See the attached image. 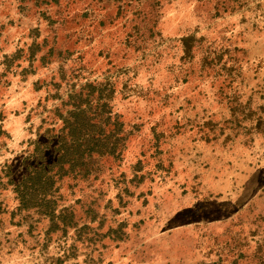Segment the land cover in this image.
Here are the masks:
<instances>
[{"label": "rangeland", "instance_id": "obj_1", "mask_svg": "<svg viewBox=\"0 0 264 264\" xmlns=\"http://www.w3.org/2000/svg\"><path fill=\"white\" fill-rule=\"evenodd\" d=\"M0 264H264V0H0Z\"/></svg>", "mask_w": 264, "mask_h": 264}]
</instances>
